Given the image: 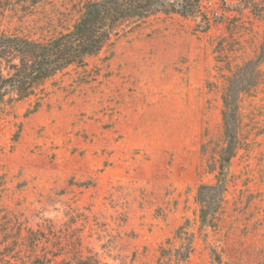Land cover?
Here are the masks:
<instances>
[{
	"label": "rangeland",
	"instance_id": "rangeland-1",
	"mask_svg": "<svg viewBox=\"0 0 264 264\" xmlns=\"http://www.w3.org/2000/svg\"><path fill=\"white\" fill-rule=\"evenodd\" d=\"M90 1L0 0V29L46 41ZM198 1L184 14L189 0H161L157 14L47 81L38 107L32 97L0 112V218L14 221L0 228L53 232L39 254L58 247L57 262L156 264L187 222V264H212L211 250L223 264H264V0ZM233 77L246 88L237 147L216 227L201 230L196 194L219 177Z\"/></svg>",
	"mask_w": 264,
	"mask_h": 264
},
{
	"label": "trees",
	"instance_id": "trees-1",
	"mask_svg": "<svg viewBox=\"0 0 264 264\" xmlns=\"http://www.w3.org/2000/svg\"><path fill=\"white\" fill-rule=\"evenodd\" d=\"M161 0H94L87 2L71 29L46 41H38L8 34L0 29V112L13 108L16 104L38 97L44 84L57 74L70 67H82L85 60L97 55L111 43L124 25L136 26L157 14L162 6ZM190 5L183 8L184 14L195 10L198 0H189ZM165 9V13L173 10ZM179 13V12H178ZM249 62L245 66H253ZM242 70V68H240ZM239 70V71H240ZM233 77L223 94V141L224 147L219 155V177L213 185H201L196 194L199 206V229H215L216 217L227 192L224 167L229 163L237 147L238 97L245 92ZM1 223H12V218L2 216ZM48 224L53 226L49 220ZM6 226V225H4ZM6 232L0 228V264H101L93 256L77 257L69 262H57L59 248L47 259L41 243L51 241L53 235L28 230L20 237V232ZM51 233V232H49ZM58 238H55L57 240ZM194 234L188 223L179 226L171 238L166 239L158 249L156 264H187L194 248ZM212 264H223L215 250H211ZM23 257V259H22Z\"/></svg>",
	"mask_w": 264,
	"mask_h": 264
},
{
	"label": "built area",
	"instance_id": "built-area-1",
	"mask_svg": "<svg viewBox=\"0 0 264 264\" xmlns=\"http://www.w3.org/2000/svg\"><path fill=\"white\" fill-rule=\"evenodd\" d=\"M205 2L208 1V0H204Z\"/></svg>",
	"mask_w": 264,
	"mask_h": 264
}]
</instances>
